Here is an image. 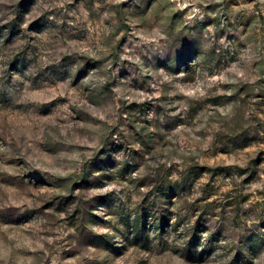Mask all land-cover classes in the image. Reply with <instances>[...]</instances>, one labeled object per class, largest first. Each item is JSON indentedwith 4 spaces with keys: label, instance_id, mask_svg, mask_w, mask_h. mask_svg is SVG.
<instances>
[{
    "label": "rangeland",
    "instance_id": "obj_1",
    "mask_svg": "<svg viewBox=\"0 0 264 264\" xmlns=\"http://www.w3.org/2000/svg\"><path fill=\"white\" fill-rule=\"evenodd\" d=\"M0 264H264V0H0Z\"/></svg>",
    "mask_w": 264,
    "mask_h": 264
},
{
    "label": "trees",
    "instance_id": "obj_2",
    "mask_svg": "<svg viewBox=\"0 0 264 264\" xmlns=\"http://www.w3.org/2000/svg\"><path fill=\"white\" fill-rule=\"evenodd\" d=\"M161 222V221H160Z\"/></svg>",
    "mask_w": 264,
    "mask_h": 264
}]
</instances>
